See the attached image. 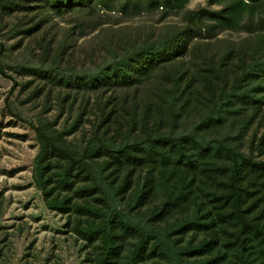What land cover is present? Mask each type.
Listing matches in <instances>:
<instances>
[{
  "label": "trees",
  "instance_id": "1",
  "mask_svg": "<svg viewBox=\"0 0 264 264\" xmlns=\"http://www.w3.org/2000/svg\"><path fill=\"white\" fill-rule=\"evenodd\" d=\"M190 1L35 3L58 17L99 9L139 16L179 12ZM209 3L220 9L186 11L184 25L155 39L120 42L119 57L98 75H67L56 66L33 71L45 87L134 92L104 103L100 128L83 147H64L62 136L44 123L35 128L37 187L50 210L75 219L73 231L93 248L97 264H264V161L236 145L248 125L227 124L236 98L243 110L264 117V0ZM224 31L252 40L186 63L196 40ZM70 47L61 42L57 51L65 55ZM235 63L238 73L230 69ZM154 78L159 82L139 95ZM230 82L234 91L224 105L220 94ZM191 119L192 128L181 130Z\"/></svg>",
  "mask_w": 264,
  "mask_h": 264
},
{
  "label": "rangeland",
  "instance_id": "2",
  "mask_svg": "<svg viewBox=\"0 0 264 264\" xmlns=\"http://www.w3.org/2000/svg\"><path fill=\"white\" fill-rule=\"evenodd\" d=\"M37 8L35 0H0V50L4 46L0 67L5 72L0 73V264H97L93 248L73 231L75 219L50 210L37 187L34 174L40 143L35 128L44 123L62 136L64 147H83L100 128L104 103L120 102L134 92L89 94L60 86L45 87V81L33 71L56 66L67 75H98L119 57L116 50L120 42L155 39L168 27L184 25L186 11L220 8L211 6L209 0H191L179 12L161 9L125 16L99 9L95 15L68 13L60 17ZM248 40L252 38L241 31H224L212 40H196L185 61L189 63L195 56L201 62L210 49L217 52ZM66 41L71 47L61 55L58 45ZM238 65L232 64L230 69L238 73ZM158 82L154 78L143 85L139 95ZM232 84L228 83L226 93L220 94L224 105L234 91ZM232 107L235 115L227 124L234 120L237 125L239 121L248 125L237 147L254 161L263 162V112L254 116L250 109L243 110L237 98ZM194 124L191 119L188 125L182 124L181 130ZM99 132L102 134L104 128ZM116 135V140H122Z\"/></svg>",
  "mask_w": 264,
  "mask_h": 264
}]
</instances>
